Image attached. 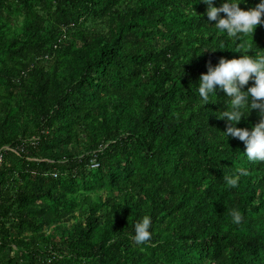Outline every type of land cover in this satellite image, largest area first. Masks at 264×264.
<instances>
[{
    "label": "trees",
    "instance_id": "16d2710c",
    "mask_svg": "<svg viewBox=\"0 0 264 264\" xmlns=\"http://www.w3.org/2000/svg\"><path fill=\"white\" fill-rule=\"evenodd\" d=\"M206 8L0 0V264H264V162L222 132L226 94L196 90L240 44L264 53V22L229 38Z\"/></svg>",
    "mask_w": 264,
    "mask_h": 264
},
{
    "label": "clouds",
    "instance_id": "9594fccd",
    "mask_svg": "<svg viewBox=\"0 0 264 264\" xmlns=\"http://www.w3.org/2000/svg\"><path fill=\"white\" fill-rule=\"evenodd\" d=\"M246 2L247 0H223L220 6H216L214 0H203L207 5L208 19L215 21L214 26L225 32L229 38H239L249 33L253 38L256 27L264 22V0H260L255 7L241 8V3ZM221 13L225 15L222 16ZM232 50L242 55L233 58L221 57L217 64L209 65L207 71L200 75L196 90L203 106L213 102L212 96H216L218 90L226 94L227 107L221 111L220 118L226 119L227 127L222 132L227 140L233 137L243 141V153L248 161L264 162V53L249 54L252 47L246 44H240ZM250 80L253 81L252 85L244 90ZM253 109L258 111V122L251 128L238 127L242 118H247ZM247 174V168H239L236 173L224 177V180L235 187L240 176ZM230 215L235 224L243 220L238 209H233ZM151 226L152 220L148 215L134 223L132 239L135 243L143 244L151 239Z\"/></svg>",
    "mask_w": 264,
    "mask_h": 264
},
{
    "label": "built area",
    "instance_id": "2783aa9c",
    "mask_svg": "<svg viewBox=\"0 0 264 264\" xmlns=\"http://www.w3.org/2000/svg\"><path fill=\"white\" fill-rule=\"evenodd\" d=\"M6 149H7V150L14 151V150H12V149H10V148H6ZM2 158H3V156H2V154H0V163L2 162ZM95 167H98V165L93 166V168H95Z\"/></svg>",
    "mask_w": 264,
    "mask_h": 264
}]
</instances>
